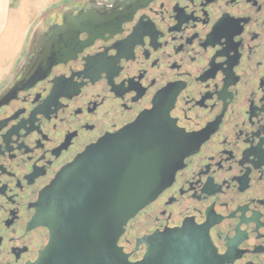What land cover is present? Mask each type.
I'll return each mask as SVG.
<instances>
[{"label":"flooded vegetation","instance_id":"af4514ba","mask_svg":"<svg viewBox=\"0 0 264 264\" xmlns=\"http://www.w3.org/2000/svg\"><path fill=\"white\" fill-rule=\"evenodd\" d=\"M87 6L94 24L77 27L76 55L21 83L42 35ZM149 119L187 135L189 155L128 223L130 260L144 256L140 240L185 227L223 264H264V0H67L47 11L0 89V264H35L51 238L38 223L44 192L88 147Z\"/></svg>","mask_w":264,"mask_h":264},{"label":"water","instance_id":"95a60500","mask_svg":"<svg viewBox=\"0 0 264 264\" xmlns=\"http://www.w3.org/2000/svg\"><path fill=\"white\" fill-rule=\"evenodd\" d=\"M93 13L87 6L78 20L65 19L49 37L43 34V51L21 83L37 69L47 74L76 55L71 47L78 42L77 27H93ZM149 120L104 137L59 173L42 196L38 223L50 230L51 238L35 264L224 263L208 237L185 227L140 240L145 254L136 262L120 246L128 223L172 185L189 155L187 135L167 120Z\"/></svg>","mask_w":264,"mask_h":264},{"label":"crops","instance_id":"0c3cea01","mask_svg":"<svg viewBox=\"0 0 264 264\" xmlns=\"http://www.w3.org/2000/svg\"><path fill=\"white\" fill-rule=\"evenodd\" d=\"M65 1L67 0H18L17 9L7 16L3 40L6 39V44L21 45L22 43L25 46L32 27L47 11L60 6ZM0 43L4 45L2 40Z\"/></svg>","mask_w":264,"mask_h":264},{"label":"rangeland","instance_id":"374dc122","mask_svg":"<svg viewBox=\"0 0 264 264\" xmlns=\"http://www.w3.org/2000/svg\"><path fill=\"white\" fill-rule=\"evenodd\" d=\"M18 0H0V40L4 42V45L0 43V89L5 86L9 81V78L14 74L18 65L22 61L25 53L26 46L28 44L25 41V46L21 43L19 44H6V39L3 40L6 31V20L7 16L11 11L16 10ZM19 5V4H18ZM36 24L32 27L29 32L28 38L30 37L31 32L33 31Z\"/></svg>","mask_w":264,"mask_h":264}]
</instances>
